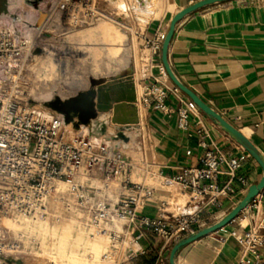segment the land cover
Here are the masks:
<instances>
[{"label":"built area","instance_id":"1","mask_svg":"<svg viewBox=\"0 0 264 264\" xmlns=\"http://www.w3.org/2000/svg\"><path fill=\"white\" fill-rule=\"evenodd\" d=\"M118 2L125 7L120 10ZM148 2L47 0L39 28L38 10L32 22L22 24L45 39L41 51L55 60L69 33L107 20L114 12L136 17L147 10ZM165 36L166 30L157 29L145 38L150 63L161 78L167 73L156 58ZM35 47L22 33L0 27V218L16 214L45 226L75 219L87 236L104 241L99 255L103 264H132L147 255L150 249L140 242L146 232L163 241L153 264H169L166 255L175 244L221 220L214 212L221 200L235 208L237 197L246 196L251 185L242 168L251 155L242 146L233 154L214 143L208 130L193 121L195 103L177 87L170 90L175 98L171 102L169 90L155 78L141 86L135 106L173 120L199 152L195 165L183 166L172 176L157 171L144 150L131 158L115 139L72 132L59 115L39 117L21 89L32 75ZM185 154L190 156L191 150ZM222 176L227 179L220 182ZM155 182L175 186L173 196L156 198ZM146 208L153 212L146 213ZM231 223L236 224L228 233L237 245L236 264H264V186ZM20 248L19 242H6L0 233V264L15 263Z\"/></svg>","mask_w":264,"mask_h":264},{"label":"crops","instance_id":"2","mask_svg":"<svg viewBox=\"0 0 264 264\" xmlns=\"http://www.w3.org/2000/svg\"><path fill=\"white\" fill-rule=\"evenodd\" d=\"M199 1L201 0H165L163 14L147 26L145 37H151L157 29L167 32L170 20L177 12ZM150 2L151 0L148 2L149 6ZM156 61L162 62L161 55ZM166 62L173 77L239 131L264 161V0H230L185 16L174 27ZM132 78L137 87V99L139 83L134 75ZM154 78L169 90V98L174 103L175 98L170 90L176 87L175 84L168 75L167 78L159 77L152 64L144 70L140 85L153 83ZM180 93L190 99L182 91ZM138 112L140 116L137 130H145V123L155 140L156 164H152L157 171L169 177L179 168L197 163L199 152L194 142L177 130L173 120L145 109L143 111L140 105ZM193 121L204 126L211 140L223 150L234 154V148L241 146L199 108ZM109 126L113 125L109 123ZM88 128L90 130V125ZM187 150H191L190 156H186ZM242 173L251 186L258 184L263 176L262 168L252 156L244 164ZM226 179L224 176L219 177L220 182ZM154 187L158 199L165 195L173 196L175 186L167 187L155 182ZM243 198L240 195L237 201ZM232 209L231 204L221 200L220 208L214 212L222 219ZM144 211L153 212L151 208ZM234 228L236 224L230 223L223 231L214 232L187 245L185 249H193L188 258L190 263L236 264L237 245L228 237V233ZM157 241L158 239L143 232L140 242L151 252Z\"/></svg>","mask_w":264,"mask_h":264},{"label":"rangeland","instance_id":"3","mask_svg":"<svg viewBox=\"0 0 264 264\" xmlns=\"http://www.w3.org/2000/svg\"><path fill=\"white\" fill-rule=\"evenodd\" d=\"M46 2L47 0H0V27L5 26L17 34L22 33L24 37L29 36L32 43L36 44L30 61L32 75L21 85L29 108L36 111L39 117L62 116L56 104L69 102L81 97V94L94 91L92 80H113L127 69H132V76L139 83L138 92L141 95L140 80L152 59L151 52L145 45V30L148 23H153L152 20L163 14L165 0H151L149 9L146 10L148 14L124 18L114 12L107 20L74 30L69 40L63 39L60 42L55 62L48 54H40L45 39L35 32L31 33V26L24 27L22 24L26 20L32 22L39 14L37 10L44 13ZM122 5V2H118L117 7L121 10ZM104 24L107 25V31L101 32L98 26ZM87 28L91 30L87 32ZM135 92L137 94L136 83ZM136 109L140 116L138 104ZM70 114L73 119L71 123H65L66 127L72 132L80 130L90 136L88 125L80 119L81 116L78 114L76 117L72 111ZM144 126L145 130L128 131L131 136L126 140L119 136L117 130L107 132L102 137L91 136L99 137L100 140L115 139L122 152L131 158L139 157L141 150H144L146 160L156 164L155 140L145 123ZM0 222L2 239L6 242L17 241L21 245L20 256L11 264H103L99 255L105 248L104 241L99 239V242L98 239L87 236L82 231L80 222L75 219L45 226L14 214L0 218ZM162 245L163 241L158 240L151 252L137 258L132 264H153ZM185 247L177 252L175 264H191L188 258L193 249ZM169 253L170 251L167 258ZM182 259L184 261L181 262Z\"/></svg>","mask_w":264,"mask_h":264},{"label":"water","instance_id":"4","mask_svg":"<svg viewBox=\"0 0 264 264\" xmlns=\"http://www.w3.org/2000/svg\"><path fill=\"white\" fill-rule=\"evenodd\" d=\"M226 1L230 0H201L177 12L170 20L165 39L162 43L161 59L168 77L175 84V86L180 91L185 93L202 112L213 118L224 130H226L233 138H235L240 143V145L259 163L263 171V176L257 185H253L249 188L248 193L240 201V203L219 222L175 244L171 248L169 253V264H175V256L181 248L209 234L217 232L219 229L230 224L246 207L250 200L257 195L258 190L264 186V161L261 159L255 148L244 138V136L239 131H237L234 127L227 123L209 106L202 103L187 88L181 85L171 74L166 62L167 48L173 35L175 25L185 16L199 9ZM44 18L45 15L43 13H40L39 18L35 23L36 28H39L41 26ZM91 85L93 88H95L94 91H90L89 93L95 100L94 105L90 104V102H88L87 100H80L81 97L72 99L69 101V103H75L78 106L83 105L87 110L97 112L99 117L103 118L106 122H109L111 124H132L137 122L138 115L135 106L136 92L135 83L132 78V69L124 70L123 72H121V74H119L117 78L113 80H92Z\"/></svg>","mask_w":264,"mask_h":264},{"label":"bare ground","instance_id":"5","mask_svg":"<svg viewBox=\"0 0 264 264\" xmlns=\"http://www.w3.org/2000/svg\"><path fill=\"white\" fill-rule=\"evenodd\" d=\"M121 7L123 8L125 6L122 5ZM147 9H149V5H148ZM142 13L143 14H148L149 12L145 11V12H142ZM106 27H107V25L105 26V24L104 25H99L98 29L101 32H104V31L106 32L107 31ZM86 30L88 32L89 30H91V28H87ZM29 31L31 33H33V32H35V29L34 28H29ZM74 32L75 31H73V32L69 33L68 35H66L64 37V41L69 40L68 39L69 36L72 35ZM26 39L29 41L30 37L28 36V37H26ZM36 50H39V49L36 48ZM41 53H42V51H40V54ZM53 62H55L54 59H53ZM56 66H57V64H56ZM89 93L90 92H88L86 94H81L80 100H82V101L87 100L88 102H90V104L94 105L95 100L93 99L92 95L89 94ZM56 108L62 114V116H63L62 118L64 120V123H66V122L68 124L71 123V121L73 119L71 117V114H70L71 111L76 114V117H78V114H79V117L81 116L80 119L84 122V124L90 125V130H88V133H89L90 136L91 135H96V136L98 135L99 137H102V136H104L105 132L107 131V129L109 127V129H111V130L108 129V132L117 130V131H119V136L122 137V139L126 140V138L131 136L130 133H127L126 131H130V130L137 131L138 120H137L136 123H132V124H112L113 126H109V122L102 121L99 118V115H98L97 112H95V111L92 112L90 110H87L86 107H84L83 105L78 106L75 103L73 104V103H69V102H64V103L56 104ZM33 112L35 114H37L36 111H33ZM98 241H99V239H98Z\"/></svg>","mask_w":264,"mask_h":264}]
</instances>
